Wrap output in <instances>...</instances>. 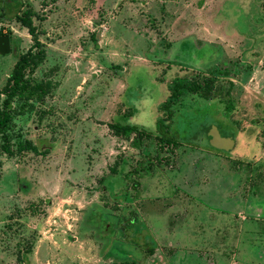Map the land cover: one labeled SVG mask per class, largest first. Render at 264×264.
<instances>
[{
    "label": "rangeland",
    "instance_id": "374dc122",
    "mask_svg": "<svg viewBox=\"0 0 264 264\" xmlns=\"http://www.w3.org/2000/svg\"><path fill=\"white\" fill-rule=\"evenodd\" d=\"M2 7L0 264H172L154 257L170 240L179 264H264V0ZM26 9L33 31L15 15ZM26 53L42 60L6 108ZM177 80L207 86L175 102L161 145ZM214 127L233 148L211 144Z\"/></svg>",
    "mask_w": 264,
    "mask_h": 264
},
{
    "label": "trees",
    "instance_id": "16d2710c",
    "mask_svg": "<svg viewBox=\"0 0 264 264\" xmlns=\"http://www.w3.org/2000/svg\"><path fill=\"white\" fill-rule=\"evenodd\" d=\"M21 2V0H7V5L12 6L14 3ZM11 4V5H10ZM2 8H0V13L2 12ZM18 19H20L23 24L26 26L31 27V30H34V27L31 23L30 16L31 11L30 10H24L22 15L15 14ZM39 43V42H38ZM32 54L26 53L24 55H21L19 60L16 62L15 67L12 71V73L9 76V80L7 82L6 92H7V98L5 102L6 108H11L12 100L14 99V96H16L19 92H21L25 87L26 83L24 82V73L28 65H30V60H34L33 64H38L42 59L38 57H33ZM212 80V79H211ZM207 86V83L204 85L200 84L196 81L191 80H177L173 84H169V90L170 93L167 97V99L164 101L163 104H161L159 107L162 110H165L166 115H160L157 118V131L158 136L160 137V144L162 145L164 142H171L174 138L171 136H166L165 133L168 131L169 127H171L174 119V108L173 105L175 102L180 98V96L187 90L196 92L202 88H205ZM212 85L208 86V89H211ZM10 119V112L9 111H1L0 112V133L4 132L7 128L8 120ZM113 128L116 129L117 133L125 132L127 130H135L138 132V137L142 134V129H140L138 126L123 123L121 121L115 122L113 125ZM145 130V129H144ZM146 131V130H145ZM160 131V132H159ZM151 133V132H150ZM164 134V135H163ZM19 148H31V149H37V146L31 142H26V144H23L19 146Z\"/></svg>",
    "mask_w": 264,
    "mask_h": 264
},
{
    "label": "water",
    "instance_id": "95a60500",
    "mask_svg": "<svg viewBox=\"0 0 264 264\" xmlns=\"http://www.w3.org/2000/svg\"><path fill=\"white\" fill-rule=\"evenodd\" d=\"M11 36L9 34H0V54L11 53ZM214 130L210 132L211 144L215 148H223L225 143L228 144L229 148L234 147V140L230 136H224L218 127H214ZM228 148V149H229Z\"/></svg>",
    "mask_w": 264,
    "mask_h": 264
},
{
    "label": "crops",
    "instance_id": "0c3cea01",
    "mask_svg": "<svg viewBox=\"0 0 264 264\" xmlns=\"http://www.w3.org/2000/svg\"><path fill=\"white\" fill-rule=\"evenodd\" d=\"M188 36V35H187ZM179 39H177V41L179 42V41H181L180 40V37H178ZM181 38H184V37H181ZM185 39V38H184ZM176 41V40H175ZM186 41V40H185ZM142 64V63H141ZM221 130V132H222V129H220ZM222 134H223V132H222ZM228 136V135H227ZM253 139H254V137H253ZM259 140V139H258ZM261 141V140H260ZM259 141V142H260ZM261 161V160H260ZM161 243L162 244H164V245H166V246H169L168 247V249L167 248H165V249H167V252H161V253H163L164 255L162 256L161 255V253H157V252H155L154 254V257H156L155 258V260H162L163 259V261H165V262H168V263H170V262H172V264H179V262H180V260L182 259V256L181 255H179V254H181V253H183V251L181 250L180 251V247L181 246H183V244L181 245L180 244V242H174V241H172V240H170L169 242H164V241H161ZM170 246H173V248H175L174 249V251L173 252H171L170 251V249H171V247ZM169 250V251H168ZM223 251H225V249H223ZM169 252V253H168ZM158 254V255H157ZM190 254V253H189ZM223 254H226L225 252H223ZM132 254H130L129 256H131ZM192 255V254H191ZM150 256H152V255H150ZM193 256V255H192ZM171 260V261H170ZM171 264V263H170Z\"/></svg>",
    "mask_w": 264,
    "mask_h": 264
},
{
    "label": "built area",
    "instance_id": "2783aa9c",
    "mask_svg": "<svg viewBox=\"0 0 264 264\" xmlns=\"http://www.w3.org/2000/svg\"><path fill=\"white\" fill-rule=\"evenodd\" d=\"M2 26H3V23L0 22V33L2 31Z\"/></svg>",
    "mask_w": 264,
    "mask_h": 264
}]
</instances>
